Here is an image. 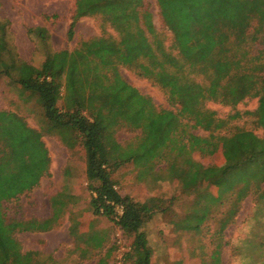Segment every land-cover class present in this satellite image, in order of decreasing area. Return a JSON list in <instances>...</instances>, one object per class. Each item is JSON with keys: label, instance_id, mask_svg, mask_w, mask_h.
<instances>
[{"label": "trees", "instance_id": "16d2710c", "mask_svg": "<svg viewBox=\"0 0 264 264\" xmlns=\"http://www.w3.org/2000/svg\"><path fill=\"white\" fill-rule=\"evenodd\" d=\"M157 3L172 34L169 46L144 0H76L70 38L81 17L97 15L116 35L91 37L73 50H50L39 66L17 57H9L3 64V72L36 98L50 129L61 134L73 131L81 137L89 187L95 193L91 205L97 215L115 221L132 237L126 253L131 264H153V249L143 227L152 218L154 207L119 193L113 178L119 166L133 162L146 167L166 157V152L184 154V165L174 161L170 174L180 175L188 189L202 182L218 183V197L199 192V198L206 199L200 208L209 211L238 182L245 185L236 192L237 200L245 195L249 178L264 183V137L245 128L228 135L202 137L190 131L186 135L183 122L189 118L192 127L219 130L228 119L217 117L206 106L208 101L236 106L247 98H258L255 115L257 125L264 128V49L253 50L264 38V0ZM29 32L43 42L49 40L45 27ZM3 48L5 41L0 42V54ZM121 66L153 81L180 108L159 109L151 96L122 75ZM120 126L141 129L138 142L119 143L114 133ZM42 137L18 113L0 111V264H34L38 252L23 251L16 233L51 228L59 217L57 212L44 220L11 217L5 208L7 202L31 191L50 174L51 157ZM63 141L71 145L69 137ZM219 147L224 159L221 164L205 166L192 156L196 149L214 154ZM235 200L222 219V228L235 216ZM116 205L124 207L118 219ZM187 223V227L194 225Z\"/></svg>", "mask_w": 264, "mask_h": 264}, {"label": "rangeland", "instance_id": "374dc122", "mask_svg": "<svg viewBox=\"0 0 264 264\" xmlns=\"http://www.w3.org/2000/svg\"><path fill=\"white\" fill-rule=\"evenodd\" d=\"M144 3L169 46L172 34L164 25L157 0H144ZM75 8L76 0H0V42L5 41L6 47L0 54V111L16 112L41 131L51 157L50 174L42 177L31 191L7 202L5 208L11 217L25 219L44 220L58 213V220L51 228L16 233L23 251L38 252L33 256L34 264H131L126 253L131 248L132 237L115 221L97 215L91 205L95 193L89 187L81 137L73 131L61 134L50 129L36 98L3 72V64L9 62V57L39 66L50 50H73L91 37L104 33L116 35L97 15L81 17L70 38L68 32ZM35 27L47 29V42L29 32ZM260 49H264V38L253 46L256 52ZM120 71L142 93L151 96L159 109L180 108L153 81L128 67L121 66ZM258 104V98H247L236 106L208 101L206 106L216 111L217 117L228 119V123L222 129L209 131L192 127L189 118H184L186 135L189 131L202 137L228 135L245 128L264 137V128L257 125L255 115ZM231 115L235 117L230 118ZM141 135V129L128 126H120L114 133L122 145L137 143ZM66 136L71 145L63 141ZM220 147L214 154L196 149L192 156L205 166L218 165L224 160ZM166 153V157L146 167L126 162L113 171L121 195L154 207L152 218L143 227L153 249V264H264V183L249 178L245 195L237 200L236 192L245 185L238 182L209 211L208 207L200 208L206 199L199 198V192L209 191L218 197L219 184L202 182L186 188L180 175L170 174L171 163L184 165L185 155ZM234 199L235 216L222 228V219L233 207ZM186 221L199 228L187 227L190 224Z\"/></svg>", "mask_w": 264, "mask_h": 264}, {"label": "built area", "instance_id": "2783aa9c", "mask_svg": "<svg viewBox=\"0 0 264 264\" xmlns=\"http://www.w3.org/2000/svg\"><path fill=\"white\" fill-rule=\"evenodd\" d=\"M117 219L124 213V207L122 205H116ZM120 228V227H119ZM121 229V228H120ZM122 230V229H121ZM123 231V230H122Z\"/></svg>", "mask_w": 264, "mask_h": 264}]
</instances>
